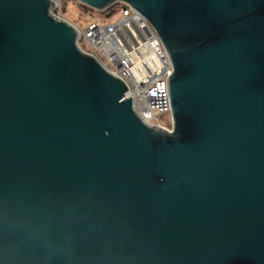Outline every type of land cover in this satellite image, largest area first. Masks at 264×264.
I'll use <instances>...</instances> for the list:
<instances>
[{
  "label": "water",
  "instance_id": "95a60500",
  "mask_svg": "<svg viewBox=\"0 0 264 264\" xmlns=\"http://www.w3.org/2000/svg\"><path fill=\"white\" fill-rule=\"evenodd\" d=\"M127 4L171 66V130L52 0H0V264H264V0Z\"/></svg>",
  "mask_w": 264,
  "mask_h": 264
},
{
  "label": "built area",
  "instance_id": "2783aa9c",
  "mask_svg": "<svg viewBox=\"0 0 264 264\" xmlns=\"http://www.w3.org/2000/svg\"><path fill=\"white\" fill-rule=\"evenodd\" d=\"M52 1L55 7L51 13L63 19L61 0ZM107 17L111 21L103 23L102 19L83 28L70 23L78 34L77 47L123 82L127 89L124 99L130 98L142 122L170 131L171 121L168 127L163 126L158 116L170 114L167 78L171 66L154 30L127 4H120Z\"/></svg>",
  "mask_w": 264,
  "mask_h": 264
},
{
  "label": "rangeland",
  "instance_id": "374dc122",
  "mask_svg": "<svg viewBox=\"0 0 264 264\" xmlns=\"http://www.w3.org/2000/svg\"><path fill=\"white\" fill-rule=\"evenodd\" d=\"M62 9L65 11L64 13L61 12ZM59 10L64 20L77 27L83 28L90 23L99 22L102 19L103 23L111 21L107 16L114 13L117 7L112 8L113 12L108 11L104 14L102 12L92 11L73 0H61ZM158 121L161 125L168 127L170 125V114L158 116Z\"/></svg>",
  "mask_w": 264,
  "mask_h": 264
},
{
  "label": "trees",
  "instance_id": "16d2710c",
  "mask_svg": "<svg viewBox=\"0 0 264 264\" xmlns=\"http://www.w3.org/2000/svg\"><path fill=\"white\" fill-rule=\"evenodd\" d=\"M119 5H120V4L113 5L112 7H110V8L108 9V11L113 12V11H112V8H114V7H117V8H118ZM61 12L64 13L65 11L62 9Z\"/></svg>",
  "mask_w": 264,
  "mask_h": 264
}]
</instances>
